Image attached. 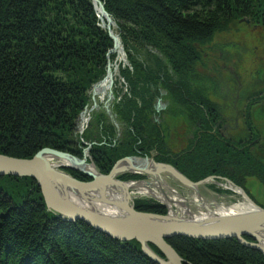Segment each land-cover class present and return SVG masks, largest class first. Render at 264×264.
I'll list each match as a JSON object with an SVG mask.
<instances>
[{"label":"trees","instance_id":"1","mask_svg":"<svg viewBox=\"0 0 264 264\" xmlns=\"http://www.w3.org/2000/svg\"><path fill=\"white\" fill-rule=\"evenodd\" d=\"M100 1L115 23L111 29L127 63L119 64L123 83L114 82L110 112L98 106L81 134L80 114L92 107L91 91L106 77L107 55L114 48L93 2L0 0V154L29 160L50 148L83 158L93 144L88 163L102 175L124 158L153 155L156 163L173 166L195 183L228 179L264 209L248 191L254 182L264 187V159L250 143L230 147L214 132L221 106L211 90L218 91L221 75L218 69L211 73L204 52L217 34L230 32L241 19L264 30V0ZM117 56L110 55L113 66ZM160 98L168 106L157 113ZM180 125L187 141L176 150L173 136ZM64 171L91 181L81 172ZM135 209L168 214L152 200H135ZM167 243L188 264H264L260 252L237 239L177 236ZM0 264L156 263L137 241L121 242L49 212L36 180L6 176L0 177Z\"/></svg>","mask_w":264,"mask_h":264},{"label":"water","instance_id":"2","mask_svg":"<svg viewBox=\"0 0 264 264\" xmlns=\"http://www.w3.org/2000/svg\"><path fill=\"white\" fill-rule=\"evenodd\" d=\"M95 6V9L105 19L112 20L107 11L104 8V4L100 0H91ZM99 4L97 6L96 4ZM242 22L249 24V21L245 19ZM114 23V22H113ZM115 24V23H114ZM109 31V35L114 42V48L109 52L107 58L109 64L107 67L106 77L101 81L107 79L109 82V98L106 105L114 100L113 86L114 80L111 75V62L110 55L114 54L115 49L120 45L121 41L117 35H115L109 24L103 26ZM99 82V83H101ZM98 83V84H99ZM92 89V107L88 106L80 114V122L87 114L90 120L91 113L98 107V102L95 99V87ZM165 95V93H162ZM168 104L163 103L160 98L155 104V110L157 113H161L166 110ZM108 112L109 107L106 106ZM156 122H159V118H156ZM84 129H80L82 134ZM93 144H90L87 149L84 150L83 158H78L69 153L60 152L50 148H45L39 151L32 159H17L0 154V177L15 176V177H29L38 182L41 189L43 199L46 208L49 212L54 213L58 217L68 222L82 221L95 229L96 231L121 242L137 241L141 244L142 252L156 264H188L184 261L177 252L167 243V240L184 236L198 240H223V239H237L238 242L255 251L260 252L264 256V245L259 237L260 234H264V209L258 206L246 192L236 187L230 180L220 177H209L199 182H192L186 178L182 173L169 164L156 163L154 157H127L119 160L112 171L108 175H102L95 165L90 162L89 152ZM152 162L155 164L162 174L168 175L178 185L199 193V188L209 182H215L219 184L224 182L227 185H231L238 188L241 192V197L246 200L253 210L235 213L229 216L212 218L207 221L193 220L191 216L188 218H178L170 216V211L167 205L162 203L168 210L166 216L142 213L135 209V202L133 198L130 199V204H122L120 208L127 213L125 217H116L103 214L95 209L84 207L81 203L77 202L72 194L74 191L87 192L96 191L107 185H124L128 183L137 182H124L119 179V176L124 174L145 175L154 176L152 171L143 170L138 167L132 166L131 171H125L120 173L116 178L117 167L124 162L132 164L134 161ZM53 161H65L69 165H57ZM93 166L99 173L98 177L91 175L85 171L86 166ZM71 169L81 172L87 177L91 178L90 182H82L67 174L64 170ZM148 183V182H147ZM182 197V196H181ZM105 203L109 201L104 200ZM218 206L219 204H215ZM189 207V203H186ZM193 215V213H192ZM195 216V215H194ZM250 237L253 242L245 239ZM153 245L159 249V251L165 257L164 259L157 255L150 247Z\"/></svg>","mask_w":264,"mask_h":264},{"label":"rangeland","instance_id":"3","mask_svg":"<svg viewBox=\"0 0 264 264\" xmlns=\"http://www.w3.org/2000/svg\"><path fill=\"white\" fill-rule=\"evenodd\" d=\"M241 20L234 23L230 32L217 34L214 40L212 41V43L204 48L205 56H208V59L206 58L205 62L206 65L207 66L209 65V67L211 68V73H212L214 69L211 67V57H214L215 60L217 61H219L221 58V57L219 58L220 53L223 54V59L225 58L226 61H228V59L232 57V61L228 62L229 64H227L228 66L227 69L225 70L218 69V71L220 70L219 73L222 79H230V81L234 83L235 77L232 73V69H234L235 72L240 74L241 82L245 85L246 89L258 90L261 89L262 86L264 85V30L260 28L258 25L253 26L250 23L246 24ZM114 28H116V26ZM235 53L239 54L238 58H235V60L237 59L236 65L235 63L233 64L234 55H237ZM117 63H118L117 66L121 64V62H119L118 56H117ZM122 63L125 64L127 63L126 57H125V62ZM223 63L225 64L224 60ZM220 64L222 63L221 62L217 63V65L214 67L218 68ZM116 82L119 83L118 86H120L121 83H123L119 75L116 78ZM108 98H109V93L104 100H98L99 102L98 106L101 105L104 108H106V106L109 107L111 105V102L108 105H106V103L108 102ZM163 103L166 102L163 101ZM260 110L261 109L258 107L255 113V117L257 121L256 124L258 123L261 124L262 130H264V119L261 117ZM78 131L80 133V126L78 127ZM173 140H174L173 144H175L174 148L176 150H180L186 146L187 138L185 135L184 125H180V127L176 130V134L173 136ZM53 162L55 164L59 163L57 161H53ZM143 177L144 179L137 181V183L150 182L154 180L153 176L143 175ZM162 177L164 178L167 185L171 189H173L176 193L179 192L178 194L182 196L183 199L189 200L188 208H190L193 215L196 216L201 214L202 211L199 210V205L197 203L192 202V199L195 197L196 194L195 191L186 189L178 185L172 178H170L166 174H162ZM226 185L227 184H225L224 182H220L219 184H216L215 182L211 181L201 186L199 188L198 194L206 204L217 203V204L234 205L239 202H242L243 198L241 196H238L233 191L224 188V186ZM210 186H216L217 189H219L222 192V194H216L214 191H212L209 188ZM248 191L251 194V196L255 199V201H257L259 204L264 206V187H262L257 182H254L248 185ZM227 192H230L231 194H228ZM133 200L134 202L135 200H152L162 204L161 201L155 198L154 196H150L147 194L141 195L140 193H138L136 196L133 195ZM174 213L175 216H177L178 218H183V217L188 218L186 214L183 213L182 208H178L175 206Z\"/></svg>","mask_w":264,"mask_h":264},{"label":"bare ground","instance_id":"4","mask_svg":"<svg viewBox=\"0 0 264 264\" xmlns=\"http://www.w3.org/2000/svg\"><path fill=\"white\" fill-rule=\"evenodd\" d=\"M97 6L98 3L96 4ZM97 11V10H96ZM98 13V12H97ZM100 14V13H98ZM100 19L102 21V26L110 25L111 28H114L115 25L112 20L105 19L100 14ZM118 55L119 62H125V57L123 53L122 45L118 46L115 51ZM124 64V63H123ZM115 64L111 66V75L114 82L119 75V66ZM118 68V69H117ZM109 82L110 80L107 79L101 83H99L95 87V99L104 100L109 93ZM92 95V94H91ZM99 103V102H98ZM101 103V102H100ZM89 122L88 115L86 114L80 122V129L86 128ZM59 162L57 165H69L65 161H57ZM135 166L143 170L152 171L154 173V180L150 182H138V183H128L124 185H107L101 189H97L96 191H87V192H79L74 191L75 193L72 194L73 198L81 203L84 207H88L91 209H95L103 214L109 216H116V217H125L127 213L122 211L120 206L122 204H130V199L133 198V195H137L140 193L141 195H150L154 196L161 203H164L168 206L170 211V216L174 217V208L175 206L178 208H182L184 214L187 217L191 216L193 220H200V221H207L212 218L224 217L229 216L235 213H243L247 211L253 210V206L249 204L246 200L243 199L242 202H239L234 205H226V204H219L216 206L217 203L206 204L201 198L200 195L195 191V197L192 199V202L197 203L199 205V210L202 211L200 215H192V211L190 208L186 206V203H189V200L183 199L178 193H176L173 189H171L164 178L162 177V173L160 172L159 168L153 164L152 162H144V161H134L132 164L124 162L121 163L117 167V172L115 174V178L122 172L131 171V167ZM85 171L90 173L91 175L98 177L99 173L93 166H86ZM224 188L233 191L238 196H241V192L238 188H235L231 185H226ZM104 200L109 201V203H105ZM191 202V201H190ZM158 203V202H157ZM159 204V203H158ZM262 244L264 245V234L259 235Z\"/></svg>","mask_w":264,"mask_h":264},{"label":"flooded vegetation","instance_id":"5","mask_svg":"<svg viewBox=\"0 0 264 264\" xmlns=\"http://www.w3.org/2000/svg\"><path fill=\"white\" fill-rule=\"evenodd\" d=\"M250 26V25H248ZM213 51V50H212ZM237 54V53H235ZM239 54L234 55L233 64H237ZM221 57V58H220ZM220 60L211 57V67L215 69H227L228 61L223 59V54L219 55ZM225 61V64L223 63ZM222 63L219 67H214L217 63ZM213 65V66H212ZM234 83L230 79H216L218 91L211 90V97L220 104L221 109L214 132L217 133L225 145L230 147L252 145L260 158L264 159V130L261 124H256L255 113L259 107L261 117L264 119V85L261 89H246L241 82L240 74L232 69ZM248 90V91H247ZM255 103L254 105H251ZM249 121L252 125H247Z\"/></svg>","mask_w":264,"mask_h":264},{"label":"built area","instance_id":"6","mask_svg":"<svg viewBox=\"0 0 264 264\" xmlns=\"http://www.w3.org/2000/svg\"><path fill=\"white\" fill-rule=\"evenodd\" d=\"M88 125V124H87Z\"/></svg>","mask_w":264,"mask_h":264}]
</instances>
